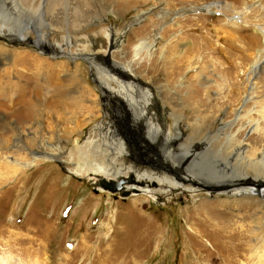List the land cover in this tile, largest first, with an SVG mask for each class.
Masks as SVG:
<instances>
[{
	"label": "rangeland",
	"instance_id": "1",
	"mask_svg": "<svg viewBox=\"0 0 264 264\" xmlns=\"http://www.w3.org/2000/svg\"><path fill=\"white\" fill-rule=\"evenodd\" d=\"M1 1V14L11 19L1 17L4 23L32 40L0 37V57L9 52L19 61L9 72L11 62L0 65V264H264V212L255 217L256 206L249 203L221 204L229 198L225 191L202 188L157 196L132 189L125 196L113 183L105 189L96 183L99 156H94L93 142L108 112L96 104V91L89 88L102 93L93 77V62L108 74H116V63L131 62L148 86L184 89V82L179 84L183 79L194 88L208 86L214 107L226 108L228 119L239 107L264 126V112L258 111L264 109V57L256 64L258 49L264 46L263 10L247 14L252 0H228L240 14L220 7L208 11L205 7L213 0H49L45 19L34 27L26 10L35 11L40 0H4L6 7ZM241 16L259 23L256 29L243 26ZM74 19L82 21L74 27ZM144 20L151 35L157 30L165 34L136 56L138 37L131 31ZM68 33L77 43L72 49L62 47ZM45 34L53 43L48 48L37 42ZM99 37L104 38L99 53L113 62L88 57ZM174 43L177 46L171 47ZM174 50L191 53L190 64L164 63L163 56ZM68 52L79 56L69 58ZM74 66L82 75L81 89L71 79ZM168 66L175 73L167 74ZM201 74L206 84L197 82ZM130 95L123 97L125 103ZM25 106L30 107L29 118L19 115ZM168 112L165 108L162 113L168 117ZM246 120L243 137L258 135ZM212 127L219 131L220 121ZM100 138L98 146L104 143ZM30 161V166L19 164ZM238 170L234 172L242 173ZM133 201L139 205L135 212L126 206ZM201 201L213 203L216 211L209 205L195 211ZM116 219L119 230L113 233Z\"/></svg>",
	"mask_w": 264,
	"mask_h": 264
},
{
	"label": "bare ground",
	"instance_id": "2",
	"mask_svg": "<svg viewBox=\"0 0 264 264\" xmlns=\"http://www.w3.org/2000/svg\"><path fill=\"white\" fill-rule=\"evenodd\" d=\"M252 1L251 5L246 6L248 10L245 12L250 11L247 14H254V12L259 13L263 10L262 13H264L263 0ZM6 2H9V0ZM1 3L5 7L9 6V3L5 4L4 0ZM48 3L49 0H40V4L37 5L35 11L33 9L26 10L27 15H30V25L34 27L38 24L41 25L39 22L41 19H45V7L48 6ZM75 7V11L80 9L79 6ZM218 7L229 14H240V11L232 8L228 0H213L205 8L208 11H212L220 9ZM26 11L23 8L25 14ZM245 12L243 11V13ZM1 13L2 11H0V37L6 38V40H22L23 42L30 39V36L25 33H13V28H10L11 26L9 27L3 21V19H6L5 14ZM161 16L165 23L169 21L167 20L168 16ZM74 17L77 18L78 16L75 15ZM91 18H93V15H91ZM242 18L244 19L243 23L245 22L243 26H254V29H256V26L259 24L249 21L250 19L244 16ZM6 20L11 19L8 18ZM81 21L82 19H74L73 26L75 23H80ZM50 24L49 28H51ZM147 25L146 20H144L139 28L131 31L132 34H136L138 37L135 48L136 56H140L147 47L151 48L157 36L162 35V33L165 34L164 31L157 30L151 35L152 32L145 30ZM234 25L239 26L236 22H234ZM170 26L173 27L174 24H170ZM155 29L156 27L152 31ZM147 33H150L149 37ZM45 37L43 39L39 38L37 42L44 45L45 48H48L53 43L48 39L46 34ZM102 40L104 44V38H97L96 43L94 46H91V51L87 55L95 61L104 58L108 63L113 62L114 60L112 61L106 55L99 53V45H103ZM75 43L74 35L68 33L63 38L62 47L72 49ZM173 45L177 46L174 43L171 47ZM57 49L59 51V48ZM174 51L173 53L170 51L167 55L163 56L164 63L171 62V65L180 67L181 64L179 65L177 63L180 60L179 62L183 61V64H190L191 53L187 50ZM7 53L3 57H0V65L11 62V65L7 68L9 72V70L17 67L19 61H15L16 54L9 55L10 53ZM66 55L72 59L79 56L77 53L72 54L70 52L66 53ZM258 57L259 59L256 61V64L264 57V46L258 49ZM107 62L106 65H109ZM93 63L92 69L95 72L93 77L98 84L97 87L101 88L102 93L99 94L92 86L89 88L94 90V92L96 91V104H102L106 112H108L106 121L98 127L100 130L99 137L95 136L96 138H94L93 142L94 145L96 144L93 147V152H95L94 156H99V159L96 158L99 161L97 164L99 169H94L93 174V179L95 180L97 178L96 183L98 185L103 186V189H105L102 183L99 184L100 181L116 180L120 177H126L130 181L123 184L124 190L128 191V194L122 193L125 196L130 195L132 189L141 190L145 193L153 192L157 196L164 192L172 193L173 191L178 192L179 190L183 193H193L202 188L208 189L212 193L215 191H225V193H229V198L221 200V204L223 202H236V204L238 203L243 206L249 203V205L256 206L255 217L264 212V126L258 124L259 121L257 122L248 112L242 113L239 107L234 110L235 116L228 119L226 108L217 109L214 107V104L211 102L212 94L208 86L194 88L190 80L183 79L179 81V84L180 82H184V89L179 87V85L174 89L165 88L164 86L160 88L153 87L152 85L148 86L143 83L135 74L131 62L126 65L116 63V74H108L106 68L98 65L99 62L97 64L95 62ZM110 66L115 67V64H110ZM167 68V74L175 73L169 70V66ZM255 68L256 66H254ZM71 74L72 81L76 82L75 85L79 89L85 87L79 68L75 67V70ZM167 74H164L165 80L169 81ZM205 78L201 74L197 78V82L206 84ZM126 94H131L130 97H127L130 100L129 103H125L123 100ZM248 96V99L253 97L251 95ZM262 106L264 107V104ZM165 108L169 111L166 115L168 117H165L162 113ZM188 110H190V113H188ZM258 111L264 112V109H258ZM19 115L22 118H29L30 107L25 106ZM122 117L124 120H122ZM246 117L248 119L246 123L252 125V132L257 131L258 135L243 137V131L241 129L245 126L243 122ZM218 120L220 121L221 128L219 131L214 132L212 126ZM140 121H145V125L144 123L139 124ZM254 123H256V127L253 126ZM240 124L241 126H239ZM186 129H188L187 133H185ZM100 137H102L104 143L98 146L96 140ZM246 145L250 147L248 146L247 148ZM40 156L42 158H51L49 154ZM106 160H108L110 166H106ZM19 164L30 166L33 164V161L27 163L19 162ZM237 167H239L238 171L242 173L234 172ZM211 168H214V170H210ZM251 168L258 169L260 173L255 174L254 170V173H251ZM217 169L226 173L222 174ZM207 205L211 208L209 210L216 211L213 207L214 204L207 203L206 201H201L196 206L195 211L199 210L201 206L207 208ZM126 206L134 212L139 207L137 201H133L130 205ZM119 214L122 215L121 213ZM119 221V219H116L113 225H111L113 233L119 230L117 227ZM76 249L77 246L74 251Z\"/></svg>",
	"mask_w": 264,
	"mask_h": 264
},
{
	"label": "flooded vegetation",
	"instance_id": "3",
	"mask_svg": "<svg viewBox=\"0 0 264 264\" xmlns=\"http://www.w3.org/2000/svg\"><path fill=\"white\" fill-rule=\"evenodd\" d=\"M127 181H130V179H128L126 177H120V178H117L116 180H104V181L102 180V182L100 181L99 184L102 183V185H104V187H105V184L113 183L114 187L117 188L116 191H119L120 194H122V193L128 194V191L124 190V186H123V184H125ZM102 188H103V186H102ZM127 190H130V189H127Z\"/></svg>",
	"mask_w": 264,
	"mask_h": 264
},
{
	"label": "water",
	"instance_id": "4",
	"mask_svg": "<svg viewBox=\"0 0 264 264\" xmlns=\"http://www.w3.org/2000/svg\"><path fill=\"white\" fill-rule=\"evenodd\" d=\"M52 49H54V48H52ZM56 51V50H55Z\"/></svg>",
	"mask_w": 264,
	"mask_h": 264
}]
</instances>
